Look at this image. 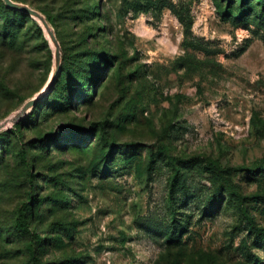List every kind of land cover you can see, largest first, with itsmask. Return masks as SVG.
Listing matches in <instances>:
<instances>
[{
  "label": "rangeland",
  "instance_id": "374dc122",
  "mask_svg": "<svg viewBox=\"0 0 264 264\" xmlns=\"http://www.w3.org/2000/svg\"><path fill=\"white\" fill-rule=\"evenodd\" d=\"M12 1L0 264H264V0Z\"/></svg>",
  "mask_w": 264,
  "mask_h": 264
},
{
  "label": "water",
  "instance_id": "95a60500",
  "mask_svg": "<svg viewBox=\"0 0 264 264\" xmlns=\"http://www.w3.org/2000/svg\"><path fill=\"white\" fill-rule=\"evenodd\" d=\"M4 2V4L14 10L20 11L36 20H38L41 25L43 26V28L45 29L46 33L48 34L50 40L53 42L54 46H55V57H56V62L59 61V48H58V42L55 38V35L52 31V29H50L48 23L46 22L45 18L43 15H41L39 12L29 8L27 5H24L22 3H17L14 2L12 0H2ZM35 103V100L33 99L32 101H28L27 103H25V105L22 107V109L20 110V112L15 116V118L13 119L16 120L20 115H22L24 112H26V110H28V108L30 106H32ZM12 121V122H13ZM4 122V121H3ZM6 126V123H0V130H2L4 127Z\"/></svg>",
  "mask_w": 264,
  "mask_h": 264
},
{
  "label": "bare ground",
  "instance_id": "6f19581e",
  "mask_svg": "<svg viewBox=\"0 0 264 264\" xmlns=\"http://www.w3.org/2000/svg\"><path fill=\"white\" fill-rule=\"evenodd\" d=\"M47 90V88H44L43 89V91H42V93L41 94H39V96H41L45 91ZM30 101H32V100H30ZM20 111H18L15 115H13V116H11L10 118H8V119H6L4 122H2V123H6V126H9L8 124H10V123H12V121H13V119L15 118V116L19 113ZM5 126V127H6ZM4 127V128H5Z\"/></svg>",
  "mask_w": 264,
  "mask_h": 264
},
{
  "label": "trees",
  "instance_id": "16d2710c",
  "mask_svg": "<svg viewBox=\"0 0 264 264\" xmlns=\"http://www.w3.org/2000/svg\"><path fill=\"white\" fill-rule=\"evenodd\" d=\"M245 0H242L241 4H244ZM9 8V7H8ZM11 9V8H10ZM12 11H15V12H19V13H22L20 11H17V10H14V9H11ZM24 14V13H22ZM26 15V14H25ZM34 25V24H33ZM36 27V26H35ZM36 30L40 33V29L36 27Z\"/></svg>",
  "mask_w": 264,
  "mask_h": 264
}]
</instances>
